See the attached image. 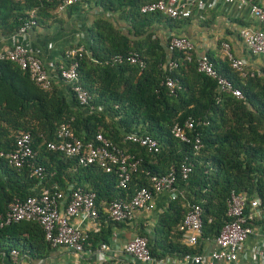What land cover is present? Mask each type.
Here are the masks:
<instances>
[{
  "label": "trees",
  "instance_id": "trees-1",
  "mask_svg": "<svg viewBox=\"0 0 264 264\" xmlns=\"http://www.w3.org/2000/svg\"><path fill=\"white\" fill-rule=\"evenodd\" d=\"M153 1L88 0L68 7L81 12L93 2L100 11L89 22L90 43L83 46L78 62L79 83L91 96L86 107L79 105L61 80L46 90L17 64L0 60V153L12 152L17 138L28 134L35 154L33 163L44 169V179L39 180L30 175L28 166L15 168L0 156V216L7 214L15 200L37 197L43 188L57 186L66 191L72 186L93 193L99 212L97 231L84 234L82 242L84 249L95 250L108 243L113 227L129 222L109 219L106 209L110 203L130 201L137 190L150 188L151 177L174 169L175 187L180 193L162 205L164 210L157 212L150 232L139 229L136 235L147 239L153 259L180 260L185 255L202 254L232 221L226 215L231 191L243 194L247 203L255 197L264 203V67L259 71L246 67L242 76L231 69L227 58L216 62L206 52L216 71L242 98L218 92L213 79L197 72L195 50L188 59L182 53L169 54L165 47L164 32L175 34L174 30L181 29V34L175 35L190 40L184 27L199 15L174 20L160 14H141V6ZM61 3L0 0V27L14 34L30 20L31 12L37 26L43 25L54 17ZM134 55L145 63L144 68L128 61ZM116 56L122 57L121 63H113ZM169 61L176 64L175 68L168 69ZM67 65L64 58L60 67ZM167 77L176 84L173 90L164 85ZM63 86L68 88L69 98L61 93ZM187 122L192 129L186 128ZM63 123L70 125L81 143L92 141L100 133L111 149L139 161L124 188L118 187L116 171L106 173L96 164L78 165L76 159L48 149V143L57 141ZM175 124L184 130L189 143L174 137ZM131 133L149 135L157 141L158 152L126 141ZM196 139L200 142L198 150ZM182 165L190 168L185 180L180 175ZM193 206L201 209L202 233L197 245L189 247L179 228ZM245 211L249 212L248 206ZM249 224L264 235V215ZM49 249L37 223L22 221L0 227V264L2 256L8 258L13 250L18 256L39 258Z\"/></svg>",
  "mask_w": 264,
  "mask_h": 264
},
{
  "label": "built area",
  "instance_id": "built-area-1",
  "mask_svg": "<svg viewBox=\"0 0 264 264\" xmlns=\"http://www.w3.org/2000/svg\"><path fill=\"white\" fill-rule=\"evenodd\" d=\"M86 1L88 0H62L57 11L64 12L68 7ZM214 1L221 5H238L249 9V14L256 21L257 26L242 29L239 37L251 55L264 57V9L254 0ZM205 8L206 0H155L141 6L140 13L160 14L170 19L183 20L190 18L193 14L198 15ZM33 16L34 12H31L30 20L26 21L14 33L16 39L14 44L9 48L0 50V60H9L17 64L22 70L28 72L36 85L46 90L51 88L55 80H61L62 83L70 87L80 106H88L91 96L86 89L81 87L78 75V62L83 56V48L77 47L67 50L64 53V58L68 65L60 67L58 74L49 72L41 60L31 51L29 45L24 43L29 31L38 27ZM165 47L169 54L182 53L187 55L188 59L191 52L195 50L191 40L172 33L166 37ZM222 48L225 51V58L229 60L231 69L244 76V70L247 67L245 60L234 58L229 52L228 44H222ZM112 61L113 63H121L122 57L116 56ZM128 61L131 64L139 63L141 68L145 67V63L140 61L136 55L130 56ZM175 66L173 61L167 63L169 70ZM196 69L198 73L216 82L218 92L230 94L238 99L242 98L231 83L216 71L213 62L206 54L197 55ZM164 85L170 90L176 86L169 77L165 79ZM90 110L93 111L94 108L90 106ZM186 128L192 129L191 122L186 123ZM172 134L182 142H190L178 124L172 127ZM56 136L57 141L47 144L49 150L76 159L78 165L96 164L106 173L116 171L119 177V188L125 187L130 180L131 173L136 170L139 164L138 160L111 149V144L100 133H97L92 141L83 144L75 139L70 125L63 123L60 125ZM125 140L145 147L149 152L156 153L159 149L157 141L149 135L131 133L125 137ZM199 148L200 142L196 139L195 149L198 150ZM0 156L15 168L28 166L32 177L39 180L44 179V169L33 163L35 154L28 134H21L16 140L15 149L9 153H0ZM189 172L190 168L187 165L181 166L180 175L184 180L188 178ZM150 182V188L137 190L130 201L110 203L106 209L108 218L117 223L131 221L136 211L150 209L158 194L164 193L169 200L173 201L180 193L175 187L176 173L174 169H171L166 175L151 177ZM246 206L249 208L247 213L245 211ZM226 215L232 221L222 228L218 237L203 250L202 254L185 255L180 259V262L184 264H233L242 257H249L264 263V235L256 233L249 224L264 215V203L262 204L261 199L255 197L247 203L243 194L231 191L227 200ZM98 217L99 212L93 193H86L80 189H74L72 186H68L66 191L57 186H52L51 188H43L37 197L12 202L8 207L7 214L4 217L0 216V227L22 221L34 222L42 227L45 241L51 248L61 247L75 254H81L85 251L82 242L85 233L81 230V224L89 222L92 224V229L97 231ZM179 229L183 232V241L187 246L197 245L202 233L200 207H191ZM253 237L257 240H253L254 243L251 241L252 245L247 250V243ZM108 250L107 244L100 246L99 264H108L105 255ZM123 251L133 262L143 264H161L162 262L152 258L147 239L137 235L125 243ZM10 257L16 260L18 253L13 250L10 252Z\"/></svg>",
  "mask_w": 264,
  "mask_h": 264
},
{
  "label": "crops",
  "instance_id": "crops-1",
  "mask_svg": "<svg viewBox=\"0 0 264 264\" xmlns=\"http://www.w3.org/2000/svg\"><path fill=\"white\" fill-rule=\"evenodd\" d=\"M256 4L264 9V0H254ZM84 11L54 12V17L47 23L40 25L29 31L24 40L29 45L31 51L41 60L43 65L51 73L64 63L63 54L70 49L86 46L90 43L87 30L91 18L99 15L100 11L95 6H85ZM199 19L194 20L190 25L184 27L189 33V38L195 46L197 55L210 53L216 62H222L225 58V51L222 44L229 45V52L234 58L245 60L248 69L259 71L264 67L263 56L250 55L239 39V33L244 28H254L256 21L250 16L249 9L238 5H221L214 0H206V8L199 12ZM245 24V26H244ZM119 26H121L119 24ZM122 28L124 26L122 25ZM180 35L181 29L173 31ZM170 32H164L163 37ZM14 34H7L0 27V50L11 47L15 42ZM61 93L69 98L68 88L62 87ZM166 194H158L150 209H142L135 212L131 221L119 224L111 229V237L108 240V251L105 252L108 264H143L133 262L124 253L123 247L127 241L136 236L137 230L150 232L157 212L163 209L166 203ZM162 207V208H161ZM164 210V209H163ZM81 230L86 234L91 232L92 224L84 222ZM256 233H260L255 228ZM253 237L247 243L249 250ZM255 241H253L254 243ZM101 246V245H100ZM100 246L95 250L85 249L81 254H75L65 248H51L44 252L39 258L18 256L12 259L2 256L1 264H99ZM161 264H184L177 258H164ZM218 264V263H217ZM233 264H264L262 261L252 258L242 257Z\"/></svg>",
  "mask_w": 264,
  "mask_h": 264
},
{
  "label": "rangeland",
  "instance_id": "rangeland-1",
  "mask_svg": "<svg viewBox=\"0 0 264 264\" xmlns=\"http://www.w3.org/2000/svg\"><path fill=\"white\" fill-rule=\"evenodd\" d=\"M88 5L94 6L93 2L88 3Z\"/></svg>",
  "mask_w": 264,
  "mask_h": 264
}]
</instances>
